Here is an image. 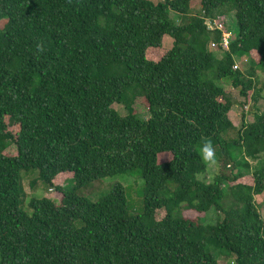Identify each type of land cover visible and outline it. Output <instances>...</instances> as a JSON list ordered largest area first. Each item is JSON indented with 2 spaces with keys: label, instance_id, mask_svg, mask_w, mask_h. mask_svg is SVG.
<instances>
[{
  "label": "trees",
  "instance_id": "trees-1",
  "mask_svg": "<svg viewBox=\"0 0 264 264\" xmlns=\"http://www.w3.org/2000/svg\"><path fill=\"white\" fill-rule=\"evenodd\" d=\"M196 1L201 14L189 16ZM221 5L236 31L218 57L209 42L220 32L205 18ZM0 19V264H220L211 249L232 264H264L254 199L264 164L235 172L248 164L229 152H264V115L246 122L241 114L235 126L233 102L212 79L239 88L241 109L259 100L264 83L233 65L246 55L264 66V0H0ZM136 97L148 118L138 116ZM207 140L220 169L197 180ZM134 170L143 180L140 213H130L118 182L94 201L79 193ZM29 172L60 194L58 203L31 198L30 213L19 207ZM64 175L71 190L58 183ZM182 209L221 217L203 223Z\"/></svg>",
  "mask_w": 264,
  "mask_h": 264
},
{
  "label": "rangeland",
  "instance_id": "rangeland-1",
  "mask_svg": "<svg viewBox=\"0 0 264 264\" xmlns=\"http://www.w3.org/2000/svg\"><path fill=\"white\" fill-rule=\"evenodd\" d=\"M154 3L161 1V0H151ZM201 14L200 6L198 4V1L194 2L191 6V11L189 16L192 15H198ZM171 18H173L176 22L178 21L176 19L177 16L175 14H170ZM221 18L224 19V22L228 29L235 32L236 31V25L233 17V11L228 5H221L214 11V18ZM224 17V18H223ZM4 19H0V29L4 23ZM162 47L164 50H167L172 45V38L171 37H164L162 39ZM210 49V47H209ZM212 51H217L213 50ZM219 53V51H217ZM220 57V56H218ZM252 60L250 57L243 55L239 58H236L235 63L237 65V69L246 72L247 70L253 69L254 71V78L257 81L258 84L264 83V66H255L251 62ZM217 84L221 85L229 95V98L232 100L233 105L232 108L229 111V117L233 124L235 126L240 125V117L241 114L244 115V120L246 122H251L254 119L255 114L257 115H264V91H262L259 94V100L256 104H253L252 102L246 104L248 105V109L246 110L245 107H242L240 105V97L238 95V89L234 88L232 86L230 79H221L220 81L218 79L212 78ZM134 107L137 110V114L140 118L146 119L148 118V112L145 109L144 103L142 102L141 97H136L134 100ZM112 107L121 115L126 114V110L124 107L120 104L114 103ZM243 112V113H242ZM245 112V113H244ZM247 112V113H246ZM236 129L230 131L227 135L224 137L228 139H232L236 137L237 133V127ZM200 151V150H199ZM7 154H13L15 152V147L13 145L8 146V148L5 151ZM229 152L234 156V158L237 161L244 160L248 167H246L243 163L241 166H238L234 169L235 172L241 171L245 174H250L253 172L256 168H258L260 165L264 164V152L260 154L257 158H248L245 157L242 151L237 148H230ZM161 161H165L168 159V156H163L160 158ZM217 154H216V163L212 168H208L203 175H200L202 179L205 180H211V178L219 171L220 166L218 165L217 160ZM243 161V162H244ZM231 169V166H226V171L229 173ZM120 183L125 187V197H126V203L128 210L130 213H140L143 209V180L140 177V173L138 170H134L131 173L127 174H118L114 176H109L101 179V181H97L96 183L92 184L86 189L80 190V195H85L90 200L94 201L101 193H105L109 190V187L114 183ZM60 185H62L63 190H71L74 186L73 181L70 179V177L67 175H64L61 179H59L58 182ZM22 185L25 192V195L21 198L22 201L20 202L19 207L26 211L27 213L31 212V209L29 208V200L31 198H41V197H48L52 199L54 202L58 203L60 194L55 191V189H49L45 184H43L41 181L37 179V173L36 172H29V173H23L22 174ZM223 187L226 189L227 184L224 183ZM84 190V191H83ZM102 195V194H101ZM257 208L264 219V191L261 194H258L254 196ZM226 204L229 203V200H225ZM159 214V212H158ZM163 214V211H161L160 215ZM181 214L188 218H195L196 216L202 217L203 223H214L218 217H221V213H217L215 210H211L207 212L206 214H198L191 210H181ZM160 217V216H159ZM158 217V218H159ZM214 256L218 260L220 264H232V257L225 251L224 253H221L220 251L212 250Z\"/></svg>",
  "mask_w": 264,
  "mask_h": 264
},
{
  "label": "built area",
  "instance_id": "built-area-1",
  "mask_svg": "<svg viewBox=\"0 0 264 264\" xmlns=\"http://www.w3.org/2000/svg\"><path fill=\"white\" fill-rule=\"evenodd\" d=\"M205 25L207 29L210 31L216 30L220 32V38L218 41L211 40L209 42L210 49L219 51V53L217 51L216 52L218 56H220L222 51H226L228 49L229 41L233 38V35L231 31L227 28L224 19L217 17L205 18ZM233 68L236 69L237 65L234 64ZM245 109H247V106H245Z\"/></svg>",
  "mask_w": 264,
  "mask_h": 264
},
{
  "label": "clouds",
  "instance_id": "clouds-1",
  "mask_svg": "<svg viewBox=\"0 0 264 264\" xmlns=\"http://www.w3.org/2000/svg\"><path fill=\"white\" fill-rule=\"evenodd\" d=\"M200 155L202 160L208 166V168H212V166L216 163V150L210 140H207L203 143L200 149ZM201 177L197 176V180H200Z\"/></svg>",
  "mask_w": 264,
  "mask_h": 264
},
{
  "label": "crops",
  "instance_id": "crops-1",
  "mask_svg": "<svg viewBox=\"0 0 264 264\" xmlns=\"http://www.w3.org/2000/svg\"><path fill=\"white\" fill-rule=\"evenodd\" d=\"M247 113V112H246Z\"/></svg>",
  "mask_w": 264,
  "mask_h": 264
}]
</instances>
